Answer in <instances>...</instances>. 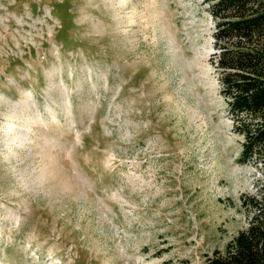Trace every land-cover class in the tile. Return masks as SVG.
<instances>
[{
  "label": "rangeland",
  "instance_id": "rangeland-1",
  "mask_svg": "<svg viewBox=\"0 0 264 264\" xmlns=\"http://www.w3.org/2000/svg\"><path fill=\"white\" fill-rule=\"evenodd\" d=\"M214 29L203 0H0V264H204L248 228Z\"/></svg>",
  "mask_w": 264,
  "mask_h": 264
},
{
  "label": "trees",
  "instance_id": "trees-1",
  "mask_svg": "<svg viewBox=\"0 0 264 264\" xmlns=\"http://www.w3.org/2000/svg\"><path fill=\"white\" fill-rule=\"evenodd\" d=\"M203 3L215 27L211 63L219 74L234 130L244 138L240 162L264 166V0ZM242 199L245 208L258 212L224 252L215 250L204 264H264V204Z\"/></svg>",
  "mask_w": 264,
  "mask_h": 264
}]
</instances>
